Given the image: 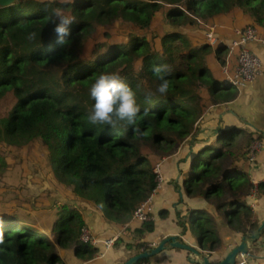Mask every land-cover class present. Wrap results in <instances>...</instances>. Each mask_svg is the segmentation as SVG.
I'll list each match as a JSON object with an SVG mask.
<instances>
[{
	"label": "trees",
	"instance_id": "trees-1",
	"mask_svg": "<svg viewBox=\"0 0 264 264\" xmlns=\"http://www.w3.org/2000/svg\"><path fill=\"white\" fill-rule=\"evenodd\" d=\"M54 7L74 18L63 45L57 43L45 11ZM236 8L264 28V0H16L8 6L0 4V105L6 106V114L0 116V143L19 149L39 143L45 149V166L61 186L94 203L106 220L129 222L157 187L156 161L150 155L161 158L156 152H166L193 134L207 101L221 104L236 98V92L224 86L208 65L213 52L225 64L228 46L224 42L215 48L208 43L193 45L180 30L164 33L160 47L147 36L132 34L129 44H123L106 33L109 37L89 60L84 55L87 42L100 26L117 21L148 29L159 11L166 22L185 29L200 24L198 19L212 23ZM29 32L36 33L32 41L26 38ZM154 64L169 66V90L146 104L144 91H155L160 83L151 70ZM101 72H118L137 93L141 112L134 126L89 122L93 101L88 90ZM244 136L248 139L243 140ZM262 137L263 133L254 136L236 124L220 127L217 141L205 139L192 153L191 173L183 183L190 197L207 200L221 223L243 235L256 232L259 226L248 199L255 192L264 194V184H255L244 166L249 149ZM14 165L8 158L0 163L1 169ZM197 214L196 219L179 220L182 233L189 228L197 231L204 251L222 248L221 225L215 216L204 210ZM85 225L82 212L71 204L57 207L49 228H37L29 216L6 204L0 210V264H67L60 250L69 248L83 260L93 259L98 248L81 240ZM154 227L150 220L132 232L143 238ZM151 247L145 241L127 244L134 254ZM150 261L151 257L139 264Z\"/></svg>",
	"mask_w": 264,
	"mask_h": 264
},
{
	"label": "crops",
	"instance_id": "crops-1",
	"mask_svg": "<svg viewBox=\"0 0 264 264\" xmlns=\"http://www.w3.org/2000/svg\"><path fill=\"white\" fill-rule=\"evenodd\" d=\"M212 25H215L217 34L221 41L226 44L236 38L235 30L244 25H257L254 18L246 14L243 10L236 8L232 12L217 16ZM190 27V26H188ZM186 27L180 32L188 34L193 45L201 46L206 43V24H194L190 29ZM260 35L264 37V28L256 26ZM248 48L253 50L263 60V72L253 82L245 83L239 87H231L237 94L236 98L229 102L221 104H211L212 118L215 120V128L211 138L216 137V129L220 127L236 124L246 128L252 132L254 136L264 134V43L254 41L248 43ZM236 52L227 54V62L230 65V71L234 72L236 68ZM215 52L212 53L209 59V68L218 74L221 80L225 79V75L221 71L216 62ZM224 78V79H223ZM210 140V139H209ZM257 148L249 157V161L244 166L246 172L255 184H264V137L256 139ZM191 149L195 150L194 147ZM156 163L163 162V170L165 175V183L158 188L152 195L150 200L151 217L155 224L154 230L143 238H138L133 234V229L139 227L142 222L132 219L125 223H116L108 221L104 218L102 211L92 202L81 200L76 197L69 189L61 186L52 176L46 166H43L38 171L39 176H45L50 180L56 192L53 198L41 201V206L37 207L35 202L23 204H14L4 202L3 205H11L19 210L27 213L30 211H49L55 214L57 207L61 204H71L82 212L86 226L91 230V234L100 238L101 245L104 239H114L112 247L99 248L97 255L90 260H83L75 255L72 248L61 249L60 255L67 264H118L126 261L131 256L135 255L127 244H136L139 241L148 242L154 247L157 246L165 237L176 236L178 239L190 244L191 246L202 249L198 244V232L192 231L190 228L186 233H182V227L179 224L180 219L194 218L198 216V212L205 211L211 213L207 200L201 197H190L184 189L185 174L182 172L180 165L173 166L168 159H160L157 155H150ZM19 166V165H17ZM22 166V165H21ZM12 172L13 168H9ZM25 172H30L29 169ZM24 177V176H23ZM29 176H26V178ZM7 185H5L6 187ZM3 187L2 190L6 191ZM16 190V189H14ZM13 190V191H14ZM51 192V191H49ZM20 196V195H19ZM248 204L253 207L258 218V223L264 220V194L251 195L248 199ZM221 219V218H220ZM222 220V219H221ZM219 233L223 239V247L212 254L211 260L219 261L236 245L242 241L243 233L234 232L224 224H220ZM181 240V239H180ZM248 247L251 252L252 261L264 260V233L261 235L257 243L254 245L251 239H248ZM202 251H204L202 249ZM206 252V251H204ZM190 252L181 248H167L161 253L151 257V261L143 264H199L192 263ZM197 258V257H196ZM199 259V258H197Z\"/></svg>",
	"mask_w": 264,
	"mask_h": 264
},
{
	"label": "rangeland",
	"instance_id": "rangeland-1",
	"mask_svg": "<svg viewBox=\"0 0 264 264\" xmlns=\"http://www.w3.org/2000/svg\"><path fill=\"white\" fill-rule=\"evenodd\" d=\"M162 13L163 11H159L155 14L152 26L148 29H140L121 21L114 22L112 25H108L107 27L100 26L97 32L87 42L84 49V55L87 59L93 60L96 57L95 50L109 37L106 33L110 34L111 39L117 40L123 44H129V39L132 34L147 36L148 39H150L155 45L160 47V38L164 33L172 30H183V28L178 29L166 22ZM199 23L206 24L207 30L208 26L211 25V23ZM188 26H190L188 28L190 29L189 31H191V25ZM211 72L214 71L211 70ZM224 81L225 80L221 81V83L226 84ZM4 114H6V106L5 104H1L0 116H3ZM212 115L213 112H211V103L207 101V107L205 108L204 113L202 112L197 120V130L184 140L175 143L168 151L156 152L161 157L160 159H168L172 162L174 167L180 165L182 172H184L185 177H187L188 174L191 173L189 167L192 160L191 155L194 152L191 147H194L195 150L201 148L205 139L217 141L216 137H213V139L211 138L213 128H215V120L212 118ZM247 139L248 136L243 137V140ZM256 146L257 144L249 149V154L256 148ZM151 150L156 149L152 148ZM44 151V147L37 142L29 143V145L23 147L22 149L12 147L6 143H0V163H2L5 158H8L11 164H16L14 165V170H12V172L9 169H5L6 166H4V169H1L0 166V210L5 206L3 205L4 202H10L17 205H25L27 203L35 202L36 206L40 207L43 199H48L50 196L53 198L56 190L50 180L45 176H39L38 172L34 173L46 164V153ZM22 167L25 171H27L26 169H29L30 172L24 173ZM154 170L155 173L156 170L159 172L156 173V179L158 180V185L162 187L166 181L163 170V162H157ZM26 176L29 177L26 178ZM5 185L7 186L5 187ZM3 187L6 188V191L2 190ZM18 212L22 214L23 217L29 216L31 224L35 225L37 228H49L55 218V214H52L49 211H39V209L37 211H30L29 213L18 209ZM211 214L215 216L218 224H223L214 210H211ZM150 245L152 246L151 248L154 247L152 244ZM97 248L99 249L105 247L100 244ZM107 248L108 247L105 249ZM151 248H142V251H146Z\"/></svg>",
	"mask_w": 264,
	"mask_h": 264
},
{
	"label": "clouds",
	"instance_id": "clouds-1",
	"mask_svg": "<svg viewBox=\"0 0 264 264\" xmlns=\"http://www.w3.org/2000/svg\"><path fill=\"white\" fill-rule=\"evenodd\" d=\"M45 11L51 17L52 31L55 33L57 43L63 45L70 35L74 18L66 14L61 7H54L50 10L46 8ZM26 38L32 41L36 38V33L29 32ZM151 70L154 74H158L160 83L155 91L151 89L144 91L146 104H152L153 97L157 93L163 96L169 90V80L166 78L170 72L169 66L167 64H154ZM139 87L138 84L137 88ZM88 91L93 101L87 113L90 123L111 127H116L121 123L128 126L136 124L138 115L141 112V104L138 102L137 93L118 72L99 73L91 83ZM246 255L250 258L252 256L251 254Z\"/></svg>",
	"mask_w": 264,
	"mask_h": 264
},
{
	"label": "built area",
	"instance_id": "built-area-1",
	"mask_svg": "<svg viewBox=\"0 0 264 264\" xmlns=\"http://www.w3.org/2000/svg\"><path fill=\"white\" fill-rule=\"evenodd\" d=\"M198 22L202 21L198 19ZM235 34L236 38L227 44L228 55L236 52L235 71H230V65L229 62H227V59L225 64H222L216 56L217 65L220 67L221 71L225 75L224 82H226V84L223 83V85L227 87H239L244 85L245 83L253 82L263 72V60L261 56H259L253 50L249 49L247 46L248 43L254 41H261L262 43H264V37L260 35L257 27L254 25H247L244 28L239 27L235 30ZM220 41L221 39L217 34L215 25H209L208 30L206 32V43L210 44L211 46H213V48H215ZM255 144L257 143L255 142L251 146V148L254 147ZM256 148L250 153V155L252 154L251 157H253V153ZM156 173L159 172L156 170ZM158 184L159 183L157 180V187L152 192L149 199L142 203L137 209H135V211L133 212L134 219H137L141 222L152 220V217L150 215V200L157 188L160 187ZM252 195H256V192ZM81 240L83 241V243L91 244L95 247H99V245L101 244L100 238L93 236L91 234L90 228L86 225L82 229ZM112 245H114V239H104L103 246L111 247ZM236 264H264V260L252 261V258H250L248 255L240 254L236 260Z\"/></svg>",
	"mask_w": 264,
	"mask_h": 264
},
{
	"label": "water",
	"instance_id": "water-1",
	"mask_svg": "<svg viewBox=\"0 0 264 264\" xmlns=\"http://www.w3.org/2000/svg\"><path fill=\"white\" fill-rule=\"evenodd\" d=\"M16 0H0V4L3 6H8L14 3ZM224 79V78H223ZM221 80V79H220ZM225 80V79H224ZM215 132H218V129H216ZM264 233V220H262L259 223V226L257 228V231L250 234V235H243L242 241L240 244L233 247L224 258H222L219 261H213L211 260L212 254L214 252H204L202 249H199L197 247L191 246L190 244L178 239L176 236H169L165 237L161 242L146 251H142L138 254H135L131 256L129 259H127L124 262L118 263V264H139L140 261L153 257L159 253H161L163 250L167 248H181L183 250H187L190 252V261L192 263H199V264H236V258L240 254H251L249 247H248V239H251L252 241H258L261 235ZM199 259H197V258Z\"/></svg>",
	"mask_w": 264,
	"mask_h": 264
}]
</instances>
